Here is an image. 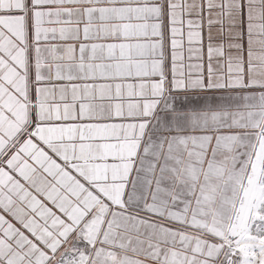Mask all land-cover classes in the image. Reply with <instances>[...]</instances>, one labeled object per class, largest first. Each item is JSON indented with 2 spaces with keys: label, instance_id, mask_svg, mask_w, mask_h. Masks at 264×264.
Masks as SVG:
<instances>
[{
  "label": "snow or ice",
  "instance_id": "6c2138e0",
  "mask_svg": "<svg viewBox=\"0 0 264 264\" xmlns=\"http://www.w3.org/2000/svg\"><path fill=\"white\" fill-rule=\"evenodd\" d=\"M0 264H264V0H0Z\"/></svg>",
  "mask_w": 264,
  "mask_h": 264
}]
</instances>
